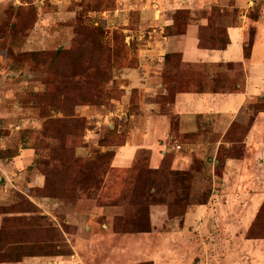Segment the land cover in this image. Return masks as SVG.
Listing matches in <instances>:
<instances>
[{"label": "rangeland", "instance_id": "obj_1", "mask_svg": "<svg viewBox=\"0 0 264 264\" xmlns=\"http://www.w3.org/2000/svg\"><path fill=\"white\" fill-rule=\"evenodd\" d=\"M157 1L0 0V264H264V201L254 219L260 197L238 198L231 182L222 185L228 159L255 167L259 147L251 132L264 116V96L225 134L230 117L209 112L197 133L169 140L172 171L141 168L127 184L120 171L108 173L115 149L129 139L132 115L137 123L141 114L139 92L126 97L127 74L141 66L143 42L156 31L151 22L172 17L163 32L171 35L210 19L224 30V19L237 25L242 14L233 0L214 5L216 15ZM249 5L251 38L255 26L260 31L253 68L263 72L264 0ZM210 31L201 30L207 42ZM174 55L169 61L179 66ZM205 67L187 68L181 78H191V88L208 84ZM240 72L228 81L224 75L228 89L244 88L236 85ZM174 92L169 87L157 98L172 132ZM175 154L190 165L175 169ZM154 206L155 216H164L152 220ZM192 208L201 212L189 217Z\"/></svg>", "mask_w": 264, "mask_h": 264}, {"label": "crops", "instance_id": "obj_2", "mask_svg": "<svg viewBox=\"0 0 264 264\" xmlns=\"http://www.w3.org/2000/svg\"><path fill=\"white\" fill-rule=\"evenodd\" d=\"M165 1L168 2L169 6L173 8L176 7V11L180 9H192L193 11L212 10L214 5H226V2L222 3V1L226 0ZM233 1L235 4L234 8L240 10V12L242 11V14L238 19L239 23L237 25L231 24L225 19L223 20L226 22L225 28H227L230 38V44L224 50H211L200 47L201 30L202 27L208 25L207 20L189 23L186 25L184 31L176 32V34L171 35H164L163 32L174 25L172 17H164V20L160 22H156L155 20V22H151L152 25L156 24L154 27L156 28V31H152L149 39L143 42V44L147 45L145 49L144 47L142 48V52L140 53L143 64L141 63L140 68L135 69L137 71L135 74H127L129 83L128 86H126L128 89L126 97H129L131 91L134 89L139 92L140 99L137 111H140L141 114L137 123L136 115H132L133 127L130 129L131 132L129 133V139L126 145L115 149V155L112 160L113 163L108 171V173L120 171L122 175L119 179L123 184H125L128 178L129 170L136 164L140 153H146V155L150 157L152 169H159L164 162L166 155L173 150L170 148V142H167L169 140L173 141L178 139L177 136L179 134L191 135L197 133L199 131L200 117L209 116V112H212L213 115L219 116V119H226L224 116L230 117V121L226 123L223 130H221L223 131V134H225L231 124L239 118L238 116H240L241 111L248 103L260 96H264V68L263 72H256L253 68V57L256 54V47H259L257 44L260 34L258 27L255 25L259 24V20L264 19V13L262 14V18L255 21L253 24V26H255L254 45L251 50V55L246 56L245 48L251 39V22L247 15L248 10L251 8L249 5L251 0H248L243 7H239L240 0ZM151 4L158 6L156 3ZM243 12L245 14H243ZM157 28L161 30L160 33ZM169 54H177L179 56V66L178 63L176 66H173L167 61V55ZM201 65L207 66L205 67L206 71L204 73L208 79V84L202 80L200 83H197V85H195V83L193 87L195 89H193L190 87L192 79H189L187 75H184V77L181 78V74L184 73L183 70L185 71L187 68L195 66L199 67ZM166 70L168 75L164 79V72ZM238 71L243 72L244 78L242 79V83H237L236 85L239 88H244L228 89L227 86L229 83L223 79L224 75H226L228 81V77H232V75ZM218 73H224L223 77H220V80L218 79ZM256 78L259 80L256 81ZM200 85H204L206 89L200 87ZM169 87H173L175 90L170 108L174 110V116H176V132L174 130L172 132V122L169 119L170 122L165 120V117L167 116L159 113L161 108L157 98L167 95ZM185 87L187 88L185 89ZM263 119V115L258 117L257 127L251 132L259 147L256 151L257 160L255 161V167L253 170L249 169V166L247 167L241 160L228 159L225 164V173L224 175L222 174V180L224 182L222 185L228 186L227 181L232 184V187H230L232 190L231 194H235L238 198H247L249 201H252V199L255 198L254 196L260 197L258 204L261 205L259 207H254L255 209L253 210L254 213H256L254 219L258 212H260L264 201V164L262 165L259 163L262 161L261 159L264 160ZM220 122L225 124V120ZM215 124L216 123H214L215 129H219L218 125L216 126ZM120 149L123 150L120 151ZM179 153L180 152H177V156ZM153 159L155 160V163L153 162ZM232 161H238L239 164L233 166ZM190 163L191 159L189 157L180 155V158H177L176 160L175 154L173 162L175 169L176 167L187 168ZM250 171L253 172L252 176L256 175V179L251 177ZM240 184L243 186V191L242 189L236 191ZM227 186L226 188H229ZM261 187H263V190H261ZM122 189L120 192H122ZM250 196L251 198H249ZM213 207L212 202H210L208 204V209L211 211ZM151 209L152 220L157 218V216H159L158 218L164 216L163 213L155 216L156 210L159 209L158 207L154 206ZM198 211L201 212L200 209H190L189 217L191 214L197 213ZM241 223L245 224L243 222ZM257 243H259V241ZM261 244L263 247L264 242H261ZM57 258H60V262H62V257ZM58 263L59 261L55 264Z\"/></svg>", "mask_w": 264, "mask_h": 264}, {"label": "trees", "instance_id": "obj_3", "mask_svg": "<svg viewBox=\"0 0 264 264\" xmlns=\"http://www.w3.org/2000/svg\"><path fill=\"white\" fill-rule=\"evenodd\" d=\"M220 11H221L220 8H218L217 6H214L213 12L215 13V15L217 14V12H220ZM209 21L210 22H209L208 26H209V28H212V31H210L211 34L208 37V39L210 41H208V42L205 41L204 38L200 35V47H202L204 49H211V50H224V49H226L228 47V45L230 44V38H229V35H228L227 28H225L224 30H222L220 28H217L215 22H213L212 19H210ZM213 25H215L216 28ZM250 41L251 42H249V44L245 48V50H246V56H250L251 55V49L253 48V45H254V36L251 38ZM248 47H250L249 50H248ZM174 56H175L174 54L167 55V61H169L170 57H174ZM176 57H179V56L176 54ZM167 75L168 74H167V70H166L164 72V79L167 77ZM172 89H174V88L172 87ZM124 145H121V146H124ZM113 158L114 157H112V160H113ZM149 163H150V157L149 156L144 157L142 159H137L136 164L134 165V167H132L129 170L130 172L128 173V178H127V180H126L125 183L127 184L130 181V177H131V175L133 174L134 171L139 172L141 168L142 169L143 168H147L151 172H155V173H159V170H161V169L162 170H166V171H172L171 170L172 169V162H169V156H168V154L166 155V157L164 159V162L162 163V165H161V167L159 169H152L149 166ZM110 167H111V164L108 167V171H109V168ZM174 174H176L177 176L181 175V173H179V172L178 173H174ZM183 175H188V173L187 172L186 173H183ZM108 199H110V198L108 197ZM1 231H0V234H1Z\"/></svg>", "mask_w": 264, "mask_h": 264}]
</instances>
